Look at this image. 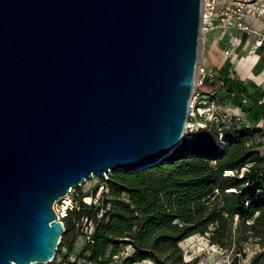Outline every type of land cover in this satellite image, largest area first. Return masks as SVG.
I'll list each match as a JSON object with an SVG mask.
<instances>
[{"label": "water", "instance_id": "water-1", "mask_svg": "<svg viewBox=\"0 0 264 264\" xmlns=\"http://www.w3.org/2000/svg\"><path fill=\"white\" fill-rule=\"evenodd\" d=\"M201 1L0 0V264L50 263L69 187L180 145Z\"/></svg>", "mask_w": 264, "mask_h": 264}, {"label": "trees", "instance_id": "trees-1", "mask_svg": "<svg viewBox=\"0 0 264 264\" xmlns=\"http://www.w3.org/2000/svg\"><path fill=\"white\" fill-rule=\"evenodd\" d=\"M229 83V78L224 80L223 87L227 89ZM198 88L208 98L219 82L205 81ZM262 133L261 127L233 118L228 124L186 130L180 145L163 161L133 173L111 171L106 181L109 192L99 206L84 204L79 196L78 208L61 218L63 234L71 225V215L78 222L93 223L92 242L86 241L89 254H81L85 264L112 261L120 246L132 251L119 264L142 260L190 264L182 260L179 242L206 234L209 242L224 246L239 226L264 244V156L261 142L254 140ZM60 239L56 256L63 236ZM260 255L249 264H256ZM237 256L227 264H240Z\"/></svg>", "mask_w": 264, "mask_h": 264}, {"label": "rangeland", "instance_id": "rangeland-1", "mask_svg": "<svg viewBox=\"0 0 264 264\" xmlns=\"http://www.w3.org/2000/svg\"><path fill=\"white\" fill-rule=\"evenodd\" d=\"M226 1L230 2L233 0ZM250 1L254 3L255 9L264 7V0ZM224 37L227 39L226 34ZM245 40L246 38L242 41V45H240L238 51L241 49V46L244 45ZM221 46H223V43H221ZM212 55L216 60L218 59L215 53ZM237 58L238 56H236L235 59ZM235 59L229 58L227 60V65H230V62H234ZM228 72H223V74L226 76ZM256 81L259 82V79ZM240 91L241 90H237L234 85L230 84L227 89H218L217 93L211 98L196 97L193 99L194 111L196 112V115L191 117L189 116L187 118L186 126H190L188 125L189 122L193 124L186 130H195L197 127L202 126L211 127L213 123L218 124L219 122L228 124V118L231 114L237 115V121L240 124L258 126L256 125L257 122H255L257 120L256 112L252 109L254 108L253 106H261V103H264L263 98L254 99L251 103V101L248 100L247 92L242 91L240 95ZM211 100H214L213 106L210 104ZM258 100H260L261 103H259ZM197 106L201 107V114H198L196 109ZM262 129L263 133L261 135H257L254 140L261 142L262 145L259 147V151L261 152V155L264 156V123ZM98 183V176L94 175V177H89L85 179L81 185L72 188L73 194L77 193V195L81 198L85 197L86 195L95 191L94 188ZM54 206L61 210L59 205L54 204ZM70 219L71 225L69 229L62 235L63 243L59 248L57 256L50 263L39 264L85 263L81 257V254H89V250L86 249V239L84 238V233L91 228V222L86 219L80 220L78 222L76 220V216L74 215H71ZM249 232L250 231L245 230L243 226L237 227L232 232V239L229 242L225 241L224 246L212 244L209 242L208 236L206 234H193L189 238H185L183 241L179 242V248L181 252H183L182 260L184 262L185 260H189L190 264H227L228 261L234 257V255H238L237 257L239 258L240 264H249V262L252 261V258L256 254L260 253L261 255L257 258V260H255V263L264 264V244H262L257 237L251 236ZM131 251L132 249L129 246H120L118 255L115 256L112 261L103 264H119L124 257L131 254ZM135 264L155 263L151 260H142L136 262Z\"/></svg>", "mask_w": 264, "mask_h": 264}, {"label": "built area", "instance_id": "built-area-1", "mask_svg": "<svg viewBox=\"0 0 264 264\" xmlns=\"http://www.w3.org/2000/svg\"><path fill=\"white\" fill-rule=\"evenodd\" d=\"M249 17L260 19L263 21V24L260 28L254 27L250 21H248ZM200 33L199 39L201 44L205 41V37L211 29H218L223 31L227 35V43L222 48V53L225 56H229L230 58H236L239 54L237 53V48L240 43L243 41V35L249 36L253 39V45L256 48H259L264 44V7L260 9H255L254 3L250 0H233L227 2L226 0H202L201 1V11H200ZM222 38L219 37L217 43H221ZM249 55H254L253 53H248ZM195 89L193 95L190 100V108L188 117L195 116L196 112L194 111L193 99L196 97L202 98L203 94L201 90L198 88L205 81H216L219 82V88L212 90L208 94V98L213 97L218 89H225L223 87V80L217 76L214 67L205 65L199 59L198 63L195 66ZM244 101V100H243ZM214 100H211L210 104L213 106ZM259 103L260 100H258ZM262 104V103H261ZM198 114H201V107L197 106ZM233 118L237 121V115L231 114L228 118ZM186 129L191 127L193 123H188ZM111 171H107L104 175H96L99 178V183L94 188L95 191L82 197V202L87 205H95L99 206L101 200L106 196L109 192V188L107 186V179ZM94 177V175L92 176ZM73 187H69V191L67 194L59 197L54 204H57L61 207L57 209L54 206V209L57 213L58 219L66 216L67 211L69 209L78 208L77 200L79 196L77 193L73 194ZM88 199V200H86ZM109 204H107V208H109ZM63 210V211H62ZM104 209H101L97 218L102 216V212ZM61 213V215H60ZM91 228L84 233V238L86 241L92 242L91 234L93 233L94 225L91 223ZM85 264V263H82Z\"/></svg>", "mask_w": 264, "mask_h": 264}, {"label": "crops", "instance_id": "crops-1", "mask_svg": "<svg viewBox=\"0 0 264 264\" xmlns=\"http://www.w3.org/2000/svg\"><path fill=\"white\" fill-rule=\"evenodd\" d=\"M248 21L257 28H260L263 21L260 19H255L249 17ZM226 33L218 29H211L205 37V41L200 46L199 59L205 65L214 67L217 76L223 81L230 79V84L234 85L237 90L246 91L248 94V100L253 102L254 99L264 100V44L259 48L253 45V39L246 36V40L241 49L238 51L240 45L237 48L238 58L234 62H230L227 65V60L229 56H225L222 53L223 46L226 45L227 39L224 37ZM219 37L222 38L221 43H217ZM213 53L217 55L216 60L213 57ZM248 53H253L254 55H249ZM228 72L225 76L223 72ZM259 79V82L256 80ZM241 95V94H240ZM238 98V95H237ZM264 102V101H263ZM255 104V103H254ZM253 111L256 112L257 120L255 122L257 127L263 128L264 123V106H253ZM250 119V118H249ZM251 120V119H250Z\"/></svg>", "mask_w": 264, "mask_h": 264}, {"label": "bare ground", "instance_id": "bare-ground-1", "mask_svg": "<svg viewBox=\"0 0 264 264\" xmlns=\"http://www.w3.org/2000/svg\"><path fill=\"white\" fill-rule=\"evenodd\" d=\"M189 125H191V124H189ZM92 176H93V175H92ZM92 176H91V177H92Z\"/></svg>", "mask_w": 264, "mask_h": 264}]
</instances>
